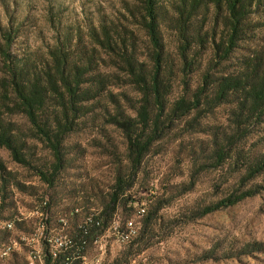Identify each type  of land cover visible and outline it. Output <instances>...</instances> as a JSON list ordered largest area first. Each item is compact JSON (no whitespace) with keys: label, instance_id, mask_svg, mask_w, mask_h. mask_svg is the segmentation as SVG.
<instances>
[{"label":"rangeland","instance_id":"obj_1","mask_svg":"<svg viewBox=\"0 0 264 264\" xmlns=\"http://www.w3.org/2000/svg\"><path fill=\"white\" fill-rule=\"evenodd\" d=\"M160 2L162 37L175 64L171 100L185 95L183 82L194 92L206 73L215 81L240 70L245 59L264 53V0L249 16L248 31L236 52L220 66L211 49L212 24L199 15L194 28H204L202 35L207 43L195 45L194 66L186 77L178 59L179 37L172 27L175 16L171 2L175 0ZM141 3L142 0H0V41L1 28L14 24L19 28L13 47L15 56L41 61L49 46L66 34L74 36L76 42L81 39L80 49L93 52L92 29L98 30V25L109 23L110 18L127 26V8ZM207 31L209 37L205 35ZM139 34L145 54L146 39L143 31ZM3 66L0 57V77ZM121 84L114 83L103 98L88 103L90 113L64 142L65 169L53 187L38 174V169L53 165L49 149L29 137V124L23 116L6 117L15 124L13 134L27 148L31 165L19 164L9 150L0 147V264L31 263L35 251L48 248L46 237L60 233L75 237L86 218L96 215L103 219L104 227L92 230L84 256L75 264H264V191L232 207L203 215L207 206L263 185L264 172L252 178L249 166L264 155V119L251 129L245 141L234 139L237 145L220 166L214 156L216 144L222 143L226 134H235L229 116L231 106L211 113L194 111L173 122L164 138L152 145L133 178V187L111 210L116 177L121 174L127 182L131 180L125 135L112 120L123 112L134 118L137 106V95ZM139 205L146 208L141 218L136 216ZM115 217L122 223L134 218L139 237L128 244L117 242L108 232ZM7 223H12L13 229H7ZM9 247L12 250L4 257Z\"/></svg>","mask_w":264,"mask_h":264},{"label":"trees","instance_id":"obj_2","mask_svg":"<svg viewBox=\"0 0 264 264\" xmlns=\"http://www.w3.org/2000/svg\"><path fill=\"white\" fill-rule=\"evenodd\" d=\"M260 1L171 2L175 16L172 27L179 37L178 59L184 76L188 77L189 69L194 66L192 53L195 45L207 43L202 35L204 28H194V21L199 15L212 24L214 34L211 49L220 66L230 61L243 41L248 31L249 16ZM161 9L160 0H142L140 5L127 8L130 17H126L129 21L127 26L119 19L110 18L109 23L101 22L98 30L92 29L90 45L94 48L93 52L80 49L81 39L76 42L74 36L66 34L49 46L41 61L26 55L15 56L13 47L19 28L14 24L1 28L0 57L4 66L0 77V147L9 150L19 164L31 165L25 153L27 148L13 134L15 124L6 120V117L13 115L23 116L29 124V137L39 140L52 154V167L40 168L38 174L53 187L65 169L64 142L68 135L78 130L80 120L90 113L88 103L103 98L109 87L121 81V85L129 86L137 95V106L134 107V118L123 112L112 120L125 135L131 180L127 182L121 174L116 177L110 200L111 210H115L122 196L133 187V178L152 145L164 138L169 125L194 111L211 113L217 108L232 107L229 116L233 120L235 134H226V139L216 144L214 153L218 166L226 162L231 148L237 145L234 139L245 141L251 129L263 123L264 53H258L253 59H245L240 70L215 81L210 73H206L201 86L194 92H191L187 82H183L185 95L171 100L175 64L169 58L162 37ZM219 27L221 32L218 33ZM141 31L146 39L145 54L142 52ZM208 31L205 35L209 37ZM249 172L252 178L264 172V155L249 166ZM261 191H264V183L207 206L203 215L232 207ZM76 212L79 213V210ZM91 220H101L103 223L100 215L87 217L81 227H87L89 235L85 236L80 229L76 236L78 240L85 239L88 243L92 230L101 229L86 226ZM150 221L151 217H148L146 223ZM5 227L10 230L8 225ZM61 238L67 243L71 241V236L62 233ZM45 254L47 264H61V259L71 256L65 254L53 259L48 248Z\"/></svg>","mask_w":264,"mask_h":264},{"label":"built area","instance_id":"obj_3","mask_svg":"<svg viewBox=\"0 0 264 264\" xmlns=\"http://www.w3.org/2000/svg\"><path fill=\"white\" fill-rule=\"evenodd\" d=\"M2 203V198H1ZM146 213H143V205H139L136 209V216L141 218L144 217ZM62 222L65 224V219H62ZM6 225H12V223H7ZM94 226L96 228H102L103 223L101 220H91L86 223V226ZM83 230V234L89 235V229L87 227H81ZM41 231V228H40ZM108 232L117 240V242L122 244L131 243L133 240L137 239L140 235V229L138 224L134 218H130L129 223H122L120 218L115 217L111 222ZM44 234V230L42 231V235ZM51 238H59V245H51ZM46 244L48 246L50 254L53 256V259H58L61 255L71 254L70 257L61 259V264H75L76 260H80L82 257V250L87 247V241L84 239L78 240L75 237H71V244H61V233L57 235H53L51 237H46ZM11 247H9L10 249ZM7 251L3 252V256H6ZM99 264V261H97ZM29 264H47L46 263V254L45 251L39 249L35 251L34 257Z\"/></svg>","mask_w":264,"mask_h":264},{"label":"bare ground","instance_id":"obj_4","mask_svg":"<svg viewBox=\"0 0 264 264\" xmlns=\"http://www.w3.org/2000/svg\"><path fill=\"white\" fill-rule=\"evenodd\" d=\"M146 212V210L143 208V213H145ZM129 223V222H128ZM8 228H10V229H12V225H8ZM66 240V239H65ZM67 241V240H66ZM51 243H53L54 245H59V238H56V239H54V240H52L51 239ZM71 244V241L69 240V242L67 243V242H65L64 240H63V238H61V244ZM5 251H7V253H6V256H8L9 254H10V251H11V248L9 249V248H7Z\"/></svg>","mask_w":264,"mask_h":264}]
</instances>
